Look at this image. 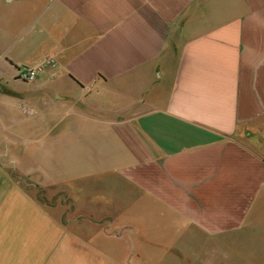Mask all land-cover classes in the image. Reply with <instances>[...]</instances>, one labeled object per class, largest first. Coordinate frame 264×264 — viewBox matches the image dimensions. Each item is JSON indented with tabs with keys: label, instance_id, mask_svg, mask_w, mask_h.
Segmentation results:
<instances>
[{
	"label": "crops",
	"instance_id": "0c3cea01",
	"mask_svg": "<svg viewBox=\"0 0 264 264\" xmlns=\"http://www.w3.org/2000/svg\"><path fill=\"white\" fill-rule=\"evenodd\" d=\"M48 145L97 156L83 177L110 193L88 202L135 201L189 241L238 231L264 199V0H0V264L143 258L96 215L33 196L49 182L27 160Z\"/></svg>",
	"mask_w": 264,
	"mask_h": 264
},
{
	"label": "rangeland",
	"instance_id": "374dc122",
	"mask_svg": "<svg viewBox=\"0 0 264 264\" xmlns=\"http://www.w3.org/2000/svg\"><path fill=\"white\" fill-rule=\"evenodd\" d=\"M13 110L19 117L20 114L17 110ZM84 146L88 149L89 144L86 140ZM55 149V145H48L45 148L46 153H43L41 164L37 163L39 162L35 160L37 155L33 152L30 159L27 160L32 174L41 175L45 181L47 180L46 182H49L41 186L32 180L33 196L41 204H46L51 211H61L65 219L76 217L77 211L91 213L96 215L93 216L96 223L99 221L103 223L99 230L104 229V232L110 234L128 235L127 250L129 253L140 251L144 255L143 258H128L129 264H264L263 197L256 202V209L258 208L256 213L252 214L247 224L238 231L228 235H219V241H189L187 237L178 233L177 229L173 234H167L165 224H162L156 216L146 212L135 201L121 200L118 196L113 195L109 206L95 202L101 199L99 196L101 194L96 193L97 189L105 190L108 197L110 193V187L103 178L83 177L88 174L92 175L100 168L97 156L95 155L96 159H93L92 155L91 157L86 153H81L79 156L76 155L77 157L67 159L61 157L59 160L58 157L56 158L58 153ZM57 160L60 162L59 166L63 174L69 178L60 182L62 185L53 182ZM76 188L85 192L84 197L78 198V202L76 201L78 192ZM90 197L96 200H90L92 203L88 202ZM105 215L106 217H104ZM93 230L92 227L89 230L74 229L75 233L80 235H91ZM134 230L140 234H138V240ZM108 246V244L105 245L107 248ZM112 257L117 261L124 259V255L120 251H114Z\"/></svg>",
	"mask_w": 264,
	"mask_h": 264
},
{
	"label": "built area",
	"instance_id": "2783aa9c",
	"mask_svg": "<svg viewBox=\"0 0 264 264\" xmlns=\"http://www.w3.org/2000/svg\"><path fill=\"white\" fill-rule=\"evenodd\" d=\"M40 72V67H24L19 71V79L25 83H33L38 79ZM23 111L29 114L32 112L27 107H23Z\"/></svg>",
	"mask_w": 264,
	"mask_h": 264
}]
</instances>
